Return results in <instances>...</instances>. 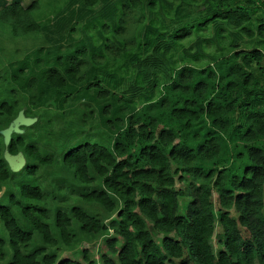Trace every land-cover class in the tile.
Returning a JSON list of instances; mask_svg holds the SVG:
<instances>
[{"label": "trees", "instance_id": "trees-1", "mask_svg": "<svg viewBox=\"0 0 264 264\" xmlns=\"http://www.w3.org/2000/svg\"><path fill=\"white\" fill-rule=\"evenodd\" d=\"M141 1L125 0V3L117 4L118 14L113 28L109 29V37L115 41L104 38L101 56L107 57L108 52L111 57L125 56L134 46L135 37H124L123 33L125 26L134 32L142 16L131 24H126L124 18L133 11L138 14ZM97 2L82 0L88 9ZM199 2L206 4L210 14L196 27L219 20L246 38L256 36L264 41L261 19L255 17L254 22L251 19L257 12L264 16V0H187V6ZM151 5L152 2L146 3L147 7ZM36 8L37 0L26 7H22L19 0L2 4L0 23L7 24L14 37L37 32L40 25L29 15ZM253 23L255 30L251 29ZM191 27L186 24L175 30L173 40L185 38ZM99 29L108 31V25L100 24ZM85 58L93 61L85 49L74 51L65 58L56 57L55 66L47 69L39 81L46 90L56 92L65 88V78L80 84L85 80ZM233 58L234 63L228 67L224 79L217 80L216 85L224 95L219 106L210 100L203 108L195 110L196 101H184L181 108L169 110L168 119L161 122L163 127L149 114L144 117L131 114L126 118L124 140L115 142L111 151L95 143L83 142L62 152L60 164L71 173L74 182L82 186L93 184L95 180L89 171L99 179L100 187L83 191L79 201L84 205H96L109 219L103 223L74 205L68 213L55 209L53 228L64 247L71 244L72 221L84 235L110 233L100 239L95 250L96 260L90 257L87 248L77 249L76 259L72 258L73 254L56 258L54 254H46L43 247L28 251L32 232L39 235L45 246H57L45 223L48 211L35 205H21L10 194L8 205L0 206V227L6 234V242L0 238V262L4 259L6 245L7 264H264V153L252 145L246 146V166L238 176L227 178L224 170L212 168L204 172L201 168V164L211 163L219 152L213 135L206 133L199 140L195 134H190L191 126L206 116L211 127L219 133H226L231 128L244 142L264 139V52L256 48L237 50L233 52ZM191 76L190 70L182 69L176 76L173 90H186ZM206 78L213 76L207 74ZM101 83L104 82L95 79L86 86L95 91L99 100L112 95ZM25 87L29 91L31 82ZM205 90L202 82L192 87L198 98ZM105 109L106 106L102 112ZM2 114H12V108L6 103L0 104ZM227 114H231L230 121L226 119ZM173 122L181 124L192 146L175 141L179 136L168 124ZM27 128L26 125L19 126L14 129L16 132L7 128L5 148H0V182L10 179L12 169L23 170L26 176L34 177L38 167L48 168L54 164V159L43 156L33 145L25 144L21 137H10ZM183 175L190 179L186 191L176 190L174 185ZM212 189L216 193V210L211 200ZM17 195L35 203H41L47 197L36 182L20 183ZM180 197L188 201L182 214L178 215ZM15 206L30 230L23 231L17 225L11 213V207ZM215 224L220 230L219 249L213 253L210 240ZM148 226L160 235L158 242L150 235ZM239 228L246 232V237Z\"/></svg>", "mask_w": 264, "mask_h": 264}, {"label": "rangeland", "instance_id": "rangeland-1", "mask_svg": "<svg viewBox=\"0 0 264 264\" xmlns=\"http://www.w3.org/2000/svg\"><path fill=\"white\" fill-rule=\"evenodd\" d=\"M11 1L0 0V5ZM19 1L22 7H26L33 0ZM147 2H152L151 7L146 6ZM119 3H125V0H98L97 5L88 9L83 6L82 0H37V8L29 15L40 25V29L24 36H11L9 26L0 23V104L6 103L12 108L10 116L0 115V148H5L8 129L14 131L26 125L28 128L23 133L12 134L10 137H21L25 144L33 145L43 156L56 161L48 169L40 167L34 177L26 176L23 170L12 169L10 179L0 182V206L8 205V195L12 194L21 205H35L47 209L50 214L46 223L57 246H45L39 235L33 232L29 250L38 245L44 247L46 254H54L56 258L73 254L72 258L76 259L75 251L87 248L90 257L96 260L95 250L100 239L110 234L100 232L84 235L72 221L71 244L69 247L61 245L53 228L55 209L68 213L70 207L81 204L79 195L83 191L100 187L99 179L90 171L89 175L95 180L93 184L82 186L73 181L71 173L60 164L62 152L66 148L87 142L111 151L115 142L124 140L126 118L131 114L142 117L149 114L158 119L163 127L161 122H166L169 110L181 108L184 101H196L193 107L195 110L203 108L210 100L219 106L224 95L220 86L216 85L217 80L224 79L228 67L234 63L233 52L255 48L264 52V41L256 36L246 38L219 20L204 22L196 27L210 14L203 2L188 7L187 0H142L140 12H130L124 18L126 24H131L142 16L134 32L125 26L123 33L124 37H135L134 46L125 56L111 57L109 52L107 54L110 57L101 56V44L104 38H110L109 29L114 26ZM255 17L260 18L264 26V16L257 12L251 18L252 21ZM100 24H107L108 31L99 29ZM186 24L192 26L190 33L181 40H173V32ZM83 26L84 30L81 29ZM255 28L256 24L253 23L251 29ZM80 49H85L93 57L92 62L88 58L84 59V82L74 84L65 78L66 86L63 90H46L39 78L47 69L55 66V58H65ZM182 69L191 71L187 89L173 90L176 76ZM207 74L213 78H206ZM95 79L104 82L101 86L112 94L110 97L99 100L95 97V91L86 88ZM27 82H31L29 91L25 87ZM198 82L204 83L206 88L199 98L192 91ZM105 106V112H102ZM145 109H149V113ZM226 119L230 121L231 114H227ZM168 124L179 136L176 142L193 145L181 124ZM206 133L213 135L219 152L211 163L201 164L204 172L213 168L224 170L227 178L238 176L246 166V146L252 145L264 153V139L244 142L231 128L226 133H219L211 127L210 119L202 116L198 123L191 126L190 134L202 140ZM19 151L22 152L21 149ZM189 181V177L183 175L182 180L175 183V189L186 191L185 186ZM25 182L38 183L47 196L45 201L35 203L18 197V185ZM211 194L216 210V193L213 189ZM187 201L182 197L178 199V215L182 214ZM86 209L90 215L107 223L109 216L99 207L86 206ZM11 213L21 230H30L28 222L16 206L11 207ZM147 229L154 241L158 242L160 235H156L149 226ZM219 231L215 224L210 240L213 253L219 249ZM239 231L246 237L242 228ZM0 237L6 241V234L1 227ZM5 249L7 253L6 245Z\"/></svg>", "mask_w": 264, "mask_h": 264}, {"label": "crops", "instance_id": "crops-1", "mask_svg": "<svg viewBox=\"0 0 264 264\" xmlns=\"http://www.w3.org/2000/svg\"><path fill=\"white\" fill-rule=\"evenodd\" d=\"M53 166V165H52ZM49 167H51V166H49ZM48 167V168H49ZM48 168H45V169H48ZM39 169H41L40 167L38 168V170ZM26 183V182H25ZM35 183V182H34ZM76 183V182H75ZM27 184H32V183H27ZM78 184V183H77ZM79 185H81V184H79ZM17 202H18V200H16ZM19 203V202H18ZM77 207H79L81 210H83L84 212H86L87 214H89L88 213V211H87V209H86V206H96V205H84V204H80V205H76ZM64 212V211H63ZM66 213V212H65ZM90 215V214H89ZM92 216V215H91ZM48 220L50 219V214H48ZM45 223H46V221H45ZM47 224V223H46ZM18 225V224H17ZM48 225V224H47ZM33 236H34V234H33V232H32V238H33ZM1 238V237H0ZM2 239V238H1ZM4 240V239H3ZM5 241V240H4ZM6 242V241H5ZM31 243V242H30ZM29 246V245H28ZM40 246V245H39ZM37 247H38V245H37ZM40 247H43V246H40ZM35 247H33L32 249H34ZM44 248V247H43ZM28 251H30L29 249H28ZM3 254H4V259H3V261L2 262H0V264H7V262H8V259H9V253L7 252L6 253V249H5V247L3 248Z\"/></svg>", "mask_w": 264, "mask_h": 264}]
</instances>
